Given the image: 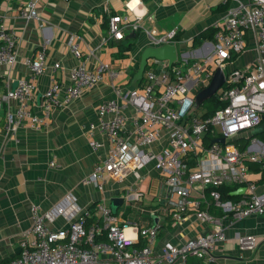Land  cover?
I'll return each mask as SVG.
<instances>
[{"label": "built area", "instance_id": "2783aa9c", "mask_svg": "<svg viewBox=\"0 0 264 264\" xmlns=\"http://www.w3.org/2000/svg\"><path fill=\"white\" fill-rule=\"evenodd\" d=\"M232 1L237 4L229 7L221 23L215 26L212 40L183 51L172 67L161 71L151 68L142 87L118 90L119 100L99 105L100 129L108 135L110 148L84 179L85 184L103 190L107 179L122 182L131 175L139 177L141 170L153 164L162 177L163 189L148 217L171 216L182 224L187 214L194 213L211 229L182 243L168 242L156 253L159 221L156 225H144L135 219L124 226L105 202L98 203L94 210L84 211L69 200L48 212L35 205L31 210L33 239L28 241L24 235L19 256L8 264H175L179 261L218 264L217 247L226 241L223 220L237 221L252 214L264 216V185L260 187L249 178L248 166V162L259 163L264 171V147L247 152L235 143L241 133L261 125L264 117V0H221V3L227 5ZM24 3L23 15L37 18L36 0ZM127 26L123 16H111L110 38L122 36ZM248 35L257 40L260 56L245 68L226 74L227 86L217 94L218 101L225 106L209 115L192 110L193 86H208L216 71L223 72L233 56L248 47ZM148 36L161 47L173 45L177 33L158 37L148 32ZM70 48L80 63L72 69L68 86L54 80L45 91L41 106L45 117L60 105L62 93L63 102L70 103L95 88L105 76L118 77L119 73L108 65L87 69L78 45L72 43ZM16 60L15 36L0 19V65L13 66ZM26 64L31 78L20 80L0 100V105L10 100L19 103L16 112L7 115L6 128L12 133L24 121L33 125L41 122L31 113L29 103L37 88L36 79L48 67L46 48ZM53 66L61 67L59 63ZM125 104L136 112L129 128L123 113ZM208 137L213 138L210 145H206ZM220 138L225 139V144L215 141ZM161 139H166V143L155 152L153 147ZM90 146L97 150L101 144L93 141ZM226 185L244 187L245 192L237 200H224L219 189ZM141 196L136 188L129 200ZM203 205L207 209H202ZM212 206L223 215L212 214L209 211ZM60 216L70 220L68 226L51 229L48 222ZM238 240L243 251H254L257 247L253 235L240 236ZM189 259L199 262L189 263Z\"/></svg>", "mask_w": 264, "mask_h": 264}, {"label": "crops", "instance_id": "0c3cea01", "mask_svg": "<svg viewBox=\"0 0 264 264\" xmlns=\"http://www.w3.org/2000/svg\"><path fill=\"white\" fill-rule=\"evenodd\" d=\"M24 1L0 2V19L14 34L17 51L13 66L0 65V100L20 80L31 78L26 61L43 48L48 67L36 79L37 88L29 103L31 113L41 119L40 123L24 121L12 133L6 128L7 115L15 113L19 103L10 100L0 105V264H8L19 256L24 235L28 241L33 239L31 210L35 205L48 212L69 200L82 211L94 210L101 202L112 209V199L124 198L116 213L121 224L125 226L138 219L144 225H154L155 219L147 214L162 192L163 180L153 164L141 170L139 177L131 175L122 182L107 179L103 190L84 183L110 148L108 135L100 129L98 107L104 101L119 100L118 90L142 87L151 68L161 71L170 67L168 61L149 59L141 73L143 53L150 47H160L152 43L148 32L159 37L175 31L173 45L180 56L183 51L212 40L214 35L195 42L200 34L220 24L229 7L237 4L232 1L224 5L221 0H36L37 18L28 19L23 15ZM113 15L123 16L128 23L122 36L116 38L109 36V19ZM247 41L248 47L234 55L223 72L216 71L208 86L192 85L194 99L202 91H211L195 112L207 115L212 111L219 102L218 92L227 86L226 74L245 68L260 56L255 37L248 35ZM72 43L78 45L87 69L108 65L119 73L118 77L105 76L95 88L70 103L63 102L62 93L60 105L45 117L41 108L45 91L54 80L68 86L72 69L80 63V58L71 51ZM56 63L61 65L59 69L54 68ZM123 113L129 128L135 109L125 104ZM165 140L161 139L153 150L159 152ZM236 140L246 146L245 151L254 152L264 147V132L253 136V130L246 131ZM93 141L101 147L93 149L90 146ZM252 164L248 162V166ZM249 178L260 187L264 185V171L260 168L251 169ZM136 188L142 196L131 201L129 195ZM201 207L207 209L205 205ZM211 208L212 214L223 215L215 206ZM155 218L160 222L154 245L156 253L168 242L182 243L211 229L194 213L187 214L182 224L171 216ZM69 222L60 216L48 225L58 230L66 228ZM223 224L226 241L217 247L218 264H264V216L252 214L237 221L226 218ZM128 233L132 235L131 230ZM246 235L257 238L254 251L240 248L238 238ZM195 262L199 261L189 259V263Z\"/></svg>", "mask_w": 264, "mask_h": 264}, {"label": "water", "instance_id": "95a60500", "mask_svg": "<svg viewBox=\"0 0 264 264\" xmlns=\"http://www.w3.org/2000/svg\"><path fill=\"white\" fill-rule=\"evenodd\" d=\"M178 58L177 48L174 45H164L161 47H150L146 49L142 56V63H141V73L143 74L145 68L147 66V62L149 59H156L159 61H168L169 66L172 67L173 64L176 62ZM264 132V117H263V124L259 125L255 129H253V136H257ZM216 142L221 144H225V139L220 138L216 139ZM245 192V188L241 187L234 192L235 195H242ZM124 198H114L112 199V211L116 215L118 208L124 203ZM158 223V219L155 218L156 225Z\"/></svg>", "mask_w": 264, "mask_h": 264}, {"label": "trees", "instance_id": "16d2710c", "mask_svg": "<svg viewBox=\"0 0 264 264\" xmlns=\"http://www.w3.org/2000/svg\"><path fill=\"white\" fill-rule=\"evenodd\" d=\"M0 2H1V0H0ZM214 33H215V28H213V29H209V30H207L206 32L200 34V36H199L198 38H196L195 42H196V43H197V42H200V41H201L202 39H204V38H211V37L214 35ZM224 106H225L224 103L218 102V103L215 105V108H214L212 111H210L209 113H207V115L212 114L215 110H217V109H219V108H222V107H224ZM212 139H213V138L208 137L207 142H206V145H210V143L212 142ZM240 142H241L240 140H238V141L236 140V141H235V143H236L237 145H239L240 149H241L242 151H245L246 146H241V143H240ZM251 163H253V164L249 166L250 170H251V169H258V168L261 169V165H260L259 163H254V162H251ZM261 170H262V169H261ZM238 188H239V187H237V186L226 185V186H222L219 190H220V192H221L222 197H223L224 200L234 201V200H237V199L240 198L239 195H235V194H234V192H235L236 190H238ZM210 210H212L211 207H210ZM213 212H214V211H213ZM214 213H215V212H214ZM215 214H216V213H215Z\"/></svg>", "mask_w": 264, "mask_h": 264}, {"label": "rangeland", "instance_id": "374dc122", "mask_svg": "<svg viewBox=\"0 0 264 264\" xmlns=\"http://www.w3.org/2000/svg\"><path fill=\"white\" fill-rule=\"evenodd\" d=\"M208 89V88H207ZM211 95V91H208V92H200L197 97H195V103H194V106H193V109L192 110H196L197 107L200 105L201 101L206 97V96H209Z\"/></svg>", "mask_w": 264, "mask_h": 264}]
</instances>
